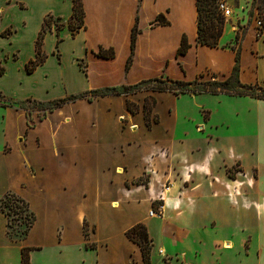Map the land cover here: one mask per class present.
I'll use <instances>...</instances> for the list:
<instances>
[{
  "label": "crops",
  "instance_id": "crops-1",
  "mask_svg": "<svg viewBox=\"0 0 264 264\" xmlns=\"http://www.w3.org/2000/svg\"><path fill=\"white\" fill-rule=\"evenodd\" d=\"M225 1L232 14L224 18L219 46L211 48L197 44L195 0H81L84 28L74 37L67 27L71 0H0V22H4L0 38L7 46L0 55V80L13 74L21 57V75L33 79L29 87L39 89L37 76L42 74L44 96L55 90L60 93L53 97L29 93L13 103L49 102L162 76L182 82L201 76L214 81L212 75L224 79L231 74L239 49L240 83L264 88V27L257 33L255 26L257 18L264 24V15L252 10L253 0ZM47 16L59 18L66 26L58 36L54 28L46 33L42 45L46 59L27 73ZM158 16L164 17L166 25L155 23ZM135 26L138 34L126 70ZM20 36L27 41L25 59L21 46L15 45ZM183 36L189 48L177 56ZM58 38L62 42L56 48ZM100 48L111 49L113 58L99 57ZM51 59L54 70L48 72L45 67ZM146 97L154 98L152 115L158 117L150 129L142 112ZM127 102L138 107L136 114L129 113ZM0 109V198L13 193L35 215L28 235L13 240L7 218L0 213V253L9 242L21 241L17 264L23 248L32 249L29 264H85L82 256L79 262L69 260L70 246L94 253V264H142L139 247L126 237L139 223L152 240L151 264H264L260 144L251 152L254 161L248 173L243 153L231 159L223 148H216L227 134L242 138L247 124L255 140L264 138L263 100L141 92L92 102L77 100L34 122L32 111L27 118L17 106L0 104ZM19 116L22 127L13 131L11 118ZM236 166L240 170L229 178L226 171ZM143 176L146 185H137ZM164 185L169 186L167 192ZM155 202H162L160 218L148 216ZM222 204L238 207L242 216L217 212ZM43 246L55 254L39 262ZM0 264L8 263L0 257Z\"/></svg>",
  "mask_w": 264,
  "mask_h": 264
},
{
  "label": "trees",
  "instance_id": "trees-1",
  "mask_svg": "<svg viewBox=\"0 0 264 264\" xmlns=\"http://www.w3.org/2000/svg\"><path fill=\"white\" fill-rule=\"evenodd\" d=\"M218 0H195L196 12H197V44L208 46L211 48H217L219 38L222 35L224 28V18L216 9V4ZM72 2V14L67 22V27L69 28L72 37H74L81 29L84 28V11L81 0H71ZM257 4V14L258 16L264 15V0H253L252 10ZM61 20L57 18L56 20L52 16H47L42 23L41 29L37 35L35 41V58L30 60L26 65L27 73H32L39 65H41L45 59L46 55L42 51L43 40L46 33L51 32L53 28L55 29L56 35L58 32L66 26ZM158 25H166V21L163 16H158L155 20ZM264 25V24H263ZM138 34L136 26L131 31V43L130 49L131 54L127 60L126 70L129 68L132 55L135 48L136 36ZM236 42L239 41V35H236ZM62 42L61 39H57L56 48L58 44ZM189 45L187 43L186 37L183 36L181 39L180 47L177 50V56L183 55L188 50ZM97 55L102 58L111 59L114 53L111 49L103 50L99 49ZM2 70L0 69V75ZM239 49L236 50L235 64L231 74L224 78L218 79L216 76L212 75L214 81L204 79L201 76L199 79L193 82H182L174 81L166 77L155 78L151 80L141 81L137 84L130 86H114L102 89H97L89 92H84L78 95H70L65 98L49 101V102H38L33 100H25L20 102H11L15 104L19 109L25 112L27 118L31 114L32 110H28L26 104L31 103L36 106L37 110L41 111L42 116L39 118L42 121L48 113L63 107L65 104L75 102L77 100H87L92 102L96 98L103 97H116V96H129L141 92H171L175 95L181 94H225L229 96L237 97H250L257 100L264 101V88L255 85H243L240 83L239 78ZM155 105V100L152 97H146L144 100L142 112L144 117L145 126L150 129L153 124L158 123V117L152 115V109ZM126 108L131 114H136L138 112V107L131 103H126ZM28 127L32 128L33 124L28 120ZM229 178H234L227 172ZM139 185L138 181L136 182ZM162 205L161 202H155L152 204L151 210L156 211L157 207ZM0 213L7 218V228L9 233L16 231L15 222L19 219V224L23 227L19 232L20 238H25L31 228L35 223V215L29 210L28 203L16 196L13 193H6L2 198H0ZM16 222V225H19ZM8 233V234H9ZM86 235V234H85ZM126 237L129 241L136 244L141 253L142 264H151V248L152 240L150 239L147 228L144 224H136L131 229L126 232ZM89 245H87L88 247ZM32 249L23 248L20 253V264H29V252Z\"/></svg>",
  "mask_w": 264,
  "mask_h": 264
},
{
  "label": "rangeland",
  "instance_id": "rangeland-1",
  "mask_svg": "<svg viewBox=\"0 0 264 264\" xmlns=\"http://www.w3.org/2000/svg\"><path fill=\"white\" fill-rule=\"evenodd\" d=\"M253 2V1H252ZM252 6V3H251ZM257 4L254 6V10L257 12V8H256ZM252 8V7H251ZM4 23V22H3ZM2 22H0V29L2 28L3 25ZM225 19H224V25H225ZM240 31V30H238ZM15 45H20L21 46V55L23 56V59H25L26 54H27V41H23L22 37H18V39L15 41ZM5 50H7V46L6 43L1 40L0 38V55H2L3 52H5ZM13 59H17V56H13ZM65 63L67 64L68 61L65 59ZM23 64L21 57L18 60V62L15 63V69L13 71V74L9 75L8 74V79H3L0 80V90L4 91V93L0 94V104L9 108H16L15 105H11V101H15V99H19L21 97H25L26 95H28L29 93L33 94V95H37L38 97H53L57 94H59L60 92L55 90V91H51L49 92L48 95L44 96V91H42V84L43 81L40 80L42 78V74L38 75V79L41 83V87L39 89L35 88H31L29 87V84H31L32 82V78L31 76L24 77L21 75L22 70H23ZM1 66V65H0ZM46 71L48 72H53L54 67H53V60L51 59L45 67ZM20 75L22 76L23 79H19ZM52 73H50V77H52ZM31 78V79H29ZM19 79V80H18ZM208 80V79H207ZM19 84V85H18ZM150 93V92H149ZM13 98H11V97ZM58 99V98H56ZM55 100V99H54ZM27 108L29 110H32V115L30 116L31 120L34 122L36 118H40L42 116L41 111L37 110L36 106L32 105L31 103H27L26 104ZM1 115H2V110L0 109V140H1V126H2V119H1ZM13 131H19V129L22 127L21 124V116H19V118H11L10 121ZM238 124V122H237ZM46 129L45 127L42 128V130ZM43 131L39 130V133H41ZM252 129H250V124H247L246 129L243 130V137L242 138H237L236 134H227L225 135L224 138H222V140H220L218 143H216L218 145V147L216 148H223L224 152L226 154H229L232 158H234V155L236 153H243V163L245 166L246 172L248 173L250 170V167L253 164L254 161V157L251 155L252 150H255V145L259 146V149L261 151V155L262 158L264 156V138L261 137L257 140H255L254 138V134L252 133ZM64 135V131L62 130L61 132V136ZM220 135H221V131H220ZM11 143L15 144V137L14 134L11 135ZM239 141V143H242V146H238L237 142ZM224 153V154H225ZM238 170H240L239 168L233 167L231 169H228L226 171V173H230L231 175H235V173L238 172ZM255 177V174H254ZM251 179H253V177H251ZM137 182V181H136ZM138 183H144V185H146V176H143L140 180H138ZM248 188V187H247ZM162 204V202H161ZM160 206V205H159ZM217 212H228L231 213L232 215H239L238 217H241L243 212L239 211L238 207H234V206H223L220 205L219 207H217L215 209ZM17 224H19V219H17ZM15 222V229L16 231H12L11 233H9V237L13 240H20L21 238L19 237V232L22 230V226L16 225ZM159 226V225H157ZM157 232H159V228H157L156 230ZM40 237V236H39ZM21 241L19 242H14L11 241L9 242V245L6 247L5 250L1 251L0 253V257H2L3 259H5L7 261L8 264H17L18 260H19V250L17 247V244L19 245ZM70 248L69 250H71L69 252V260L70 261H77L79 262L80 257L82 256L83 258L86 259L85 264H94V253L88 251V252H84L82 251V249L80 250L79 248H76L74 246H70L68 247ZM55 254V252L48 246H43L41 252L38 253L37 255V260L40 262L42 260H46L47 258H53V255ZM55 258L58 259V256L55 255ZM79 264V263H78Z\"/></svg>",
  "mask_w": 264,
  "mask_h": 264
},
{
  "label": "built area",
  "instance_id": "built-area-1",
  "mask_svg": "<svg viewBox=\"0 0 264 264\" xmlns=\"http://www.w3.org/2000/svg\"><path fill=\"white\" fill-rule=\"evenodd\" d=\"M216 9H217V11L220 13V15L223 18H227V17L231 16V14H232V10H231V8H229L227 6L225 0H218L217 4H216ZM255 26L257 28V33H260V31L264 27L262 21L260 19H258V18L255 21ZM168 190H169V186L168 185H164L163 192H167ZM161 211H162V206L160 205V206L157 207L156 211H152L151 210L148 213V216L152 217V218H160L161 217Z\"/></svg>",
  "mask_w": 264,
  "mask_h": 264
}]
</instances>
